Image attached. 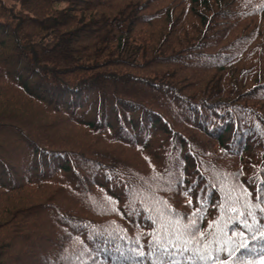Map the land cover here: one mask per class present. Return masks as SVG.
Here are the masks:
<instances>
[{"label":"trees","instance_id":"1","mask_svg":"<svg viewBox=\"0 0 264 264\" xmlns=\"http://www.w3.org/2000/svg\"><path fill=\"white\" fill-rule=\"evenodd\" d=\"M161 261H264V0H0V264Z\"/></svg>","mask_w":264,"mask_h":264},{"label":"snow or ice","instance_id":"2","mask_svg":"<svg viewBox=\"0 0 264 264\" xmlns=\"http://www.w3.org/2000/svg\"><path fill=\"white\" fill-rule=\"evenodd\" d=\"M189 203H191V201H189ZM232 210L235 211V208H233ZM249 214H250V213H249ZM186 227H188V226H186ZM190 227H195V221H192V222H191ZM201 235H203V233H201ZM244 247H246V245H244ZM185 250H187V249H185ZM162 251H164L163 248H162ZM141 255H143V253H141ZM168 255H172V254L169 253ZM161 264H166V262L161 261ZM171 264H178V262L173 261V262H171ZM262 264H264V261H262Z\"/></svg>","mask_w":264,"mask_h":264}]
</instances>
